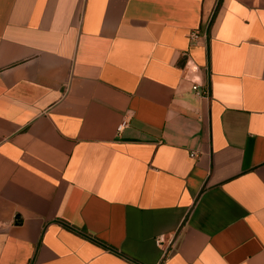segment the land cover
I'll return each instance as SVG.
<instances>
[{
	"label": "crops",
	"instance_id": "1",
	"mask_svg": "<svg viewBox=\"0 0 264 264\" xmlns=\"http://www.w3.org/2000/svg\"><path fill=\"white\" fill-rule=\"evenodd\" d=\"M0 264H264V0H0Z\"/></svg>",
	"mask_w": 264,
	"mask_h": 264
},
{
	"label": "built area",
	"instance_id": "2",
	"mask_svg": "<svg viewBox=\"0 0 264 264\" xmlns=\"http://www.w3.org/2000/svg\"><path fill=\"white\" fill-rule=\"evenodd\" d=\"M187 37L191 43H194L199 38V34L197 31H191L188 33ZM184 69L188 72V76H189L188 81L191 83V90L196 95H199V96H202L205 98L209 97L208 90L205 88H201L202 85L200 83L199 75L197 74V72H198L197 67L188 58H186ZM125 126H126V121H123L117 127V133L122 132V130L125 128ZM191 156L194 157L193 154ZM156 243H157V245L162 246V244L164 243L163 236H159L158 238H156ZM163 258H164V256H163Z\"/></svg>",
	"mask_w": 264,
	"mask_h": 264
}]
</instances>
